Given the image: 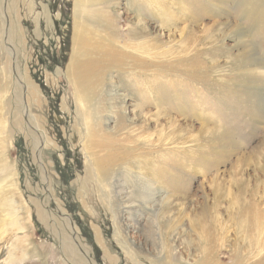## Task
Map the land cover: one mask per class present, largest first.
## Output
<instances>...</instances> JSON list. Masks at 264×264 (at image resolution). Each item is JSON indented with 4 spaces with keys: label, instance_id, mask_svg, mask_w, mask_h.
<instances>
[{
    "label": "bare ground",
    "instance_id": "6f19581e",
    "mask_svg": "<svg viewBox=\"0 0 264 264\" xmlns=\"http://www.w3.org/2000/svg\"><path fill=\"white\" fill-rule=\"evenodd\" d=\"M158 1L153 0L156 5L152 16L157 19L156 28L180 34L177 43L171 46H163L156 34H151L149 20L142 18L134 3L125 5L130 16L123 29L124 26L120 28L118 20L115 21L112 0H73L72 47L65 73L74 89V111L78 117L75 124L79 121H84L85 125L89 123L84 136L87 174L96 183L109 187L114 173L121 178V169L127 176L135 177L137 182L131 184V190L130 186L126 188L123 182H118L115 197L120 213L127 210L128 216L132 210L143 208L141 204L144 203L157 210L159 219L149 218V238L152 252L156 254L152 264H182L175 260L179 247L177 229L186 220L188 229L196 238L194 252L189 254V257L198 259L196 264H224L218 258L221 246L226 251L229 248L230 264H249L254 249L257 256L264 251V189L262 195L258 194V187H264V180L255 174L253 177L247 170L252 168L264 175V164L257 161L259 155L257 157L253 149L250 156L242 154L241 145L232 131L209 120L201 112L187 108L186 102L180 98L189 90L177 87L173 81L180 77L181 80L188 78L194 84L216 90L214 95L227 98L233 95V100H240L241 94H245L247 97L241 100L249 99V124L261 127L264 124V62L252 47L246 30L237 21L243 16L253 22V2L241 0L235 12L229 7L228 0H192L188 5L182 4L181 0H173L170 6L168 2L165 6L157 4ZM189 5L203 9L201 15L192 11ZM207 18L210 20L207 27L205 23L201 26ZM193 28L200 29L198 40L191 31ZM227 38L232 42L224 49L221 42ZM198 44L202 49L197 47ZM220 59L221 65L218 64ZM165 71L173 73L167 83ZM114 76L121 85L112 81ZM212 83L217 88L212 87ZM148 95L151 100H143ZM253 109H261L262 113L259 115ZM171 113L176 116L172 117ZM187 127L195 129V133L187 134L184 131ZM260 140L259 148L264 150V135ZM180 141L197 145L196 153L200 151L208 155L200 162L199 169L202 170L206 167L212 169L231 156L235 157L226 171V180L217 174L208 179L212 201L208 206L205 198L195 214H191L185 205L177 206L180 200L187 199L181 195L177 197L176 177L171 172L173 166L177 168L179 165L175 161L165 162L169 157L161 148L167 144L175 147L174 144ZM261 149L259 154L262 153L264 158ZM254 156L256 161L253 163L251 157ZM160 188L167 193L161 189L160 195L155 196ZM111 189L110 193H113ZM1 199L0 206L9 205L3 201L5 198ZM223 200L226 202L223 211L227 221L218 216ZM127 215L124 217L125 231L135 232V225L125 221L131 218ZM230 219L237 224V229H233L237 234L234 242H229L225 234V231L231 232L233 223ZM164 220L168 221L164 222L168 233L164 235H168L171 244L161 234L157 235L158 241L155 242L152 235L160 230L159 222ZM225 240L228 241L226 244L223 243ZM214 242L219 254L213 252ZM186 246L190 249L191 245L187 242ZM254 259L256 261L251 264H264V255Z\"/></svg>",
    "mask_w": 264,
    "mask_h": 264
},
{
    "label": "rangeland",
    "instance_id": "374dc122",
    "mask_svg": "<svg viewBox=\"0 0 264 264\" xmlns=\"http://www.w3.org/2000/svg\"><path fill=\"white\" fill-rule=\"evenodd\" d=\"M181 1L188 5L192 0ZM240 1L228 0L229 7L236 12ZM259 1L252 0L253 22L243 16L237 21L264 62V0ZM158 2L163 6L168 2L170 6L173 0ZM72 3L73 0H0V203L1 198H5L3 201L10 205L0 206V264H152L156 254L152 252L149 238V218H158L157 210L144 203L141 204L143 208L132 210L128 216L127 210L120 213L115 197L118 182L130 186L131 190V184L137 182L135 177H128L121 169V178L114 173L109 187L91 180L86 171L84 136L89 123L85 125L84 121H79L75 124L78 117L74 111V89L65 73L72 47ZM132 3L136 4L142 18L149 20L151 34H156L163 46L177 43L179 32L156 28L158 22L152 16L156 5L153 0H112V12H116L114 18L120 28H126L130 16L125 5ZM254 5L261 7L256 6L257 9ZM189 8L200 15L203 10L197 6L189 5ZM209 21L208 18L203 20L201 26L205 23L207 27ZM191 31L198 40L200 29ZM121 35L125 37L124 33ZM231 42L227 38L221 42V47L227 49ZM197 47L201 48L199 44ZM218 64H222V59ZM165 72L167 83L173 73ZM112 81L121 85L116 76ZM173 84L189 90L180 98L186 102L187 108L201 112L209 120L232 131L241 145L242 154L250 156L257 152V161L264 164L263 154H259L264 124L261 127L249 124V99L241 100L247 97L245 94H241L240 100H233V95L221 97L214 95L216 90L194 84L188 78L181 80V77ZM211 85L217 88L214 83ZM149 98L150 95L143 100H151ZM254 112L260 115L262 110L255 109ZM184 131L191 135L196 130L187 127ZM185 142L174 144L175 147L173 144L162 145L161 148L169 157L165 162L175 161L179 165L177 168L173 166L171 172L176 177L177 197L181 195L187 199L180 200L177 206L185 205L191 214H195L205 198L208 206L212 201L208 179L217 174L226 180V171L235 157L231 156L212 169L206 167L202 170L199 169L200 162L208 155L199 150L196 153L197 145ZM256 156L251 157L253 163ZM247 173L264 180L263 173L254 172L252 168ZM161 189L164 188L154 195L159 196ZM263 189V186L258 187L259 196ZM220 204L218 216L227 221L223 211L226 202L223 200ZM126 215L131 218L125 221L135 225V232L125 231ZM164 222L168 221H160V230L152 234L155 242L158 234L169 241ZM186 222L178 224L181 227L177 229L179 247L175 260L182 264H196L198 259L189 257L190 252H194L196 238ZM230 222L233 223L234 219ZM10 223L14 226L11 227ZM233 229H237V224L233 223L229 234L225 231L229 242H234L237 236ZM219 249L220 254L214 242L213 252L219 254L218 258L224 264H230L229 248L228 252L222 246ZM263 255L264 251L257 256L254 249L249 264L256 261L255 257L259 259Z\"/></svg>",
    "mask_w": 264,
    "mask_h": 264
}]
</instances>
